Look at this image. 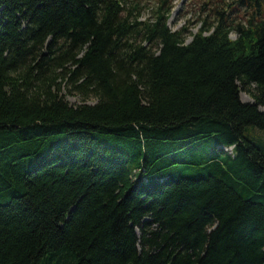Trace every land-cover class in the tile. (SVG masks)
I'll return each instance as SVG.
<instances>
[{
	"label": "trees",
	"instance_id": "trees-1",
	"mask_svg": "<svg viewBox=\"0 0 264 264\" xmlns=\"http://www.w3.org/2000/svg\"><path fill=\"white\" fill-rule=\"evenodd\" d=\"M220 1L187 44L170 0H0V264H264V0Z\"/></svg>",
	"mask_w": 264,
	"mask_h": 264
},
{
	"label": "rangeland",
	"instance_id": "rangeland-1",
	"mask_svg": "<svg viewBox=\"0 0 264 264\" xmlns=\"http://www.w3.org/2000/svg\"><path fill=\"white\" fill-rule=\"evenodd\" d=\"M143 7L141 20L149 19L153 16V11L158 5V0H138ZM228 3H232L229 1ZM171 15L168 25L172 31H179L182 28H188L189 33L186 35V43L192 41V36L200 30L203 25V19L212 22L217 10L231 11L225 3L220 0H170ZM231 18L237 23L245 24L250 19L244 17L243 12L233 13ZM238 35L233 32L231 39L235 40ZM66 99L74 106L83 104V100L78 95H70L64 89L62 93ZM243 102H253L254 100L246 93L241 94ZM96 99H90L87 103L95 104ZM264 110V108H261ZM245 136L253 141L257 145L264 146V130H260L256 127L250 126L246 128ZM230 151V150H228Z\"/></svg>",
	"mask_w": 264,
	"mask_h": 264
}]
</instances>
